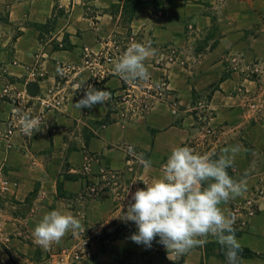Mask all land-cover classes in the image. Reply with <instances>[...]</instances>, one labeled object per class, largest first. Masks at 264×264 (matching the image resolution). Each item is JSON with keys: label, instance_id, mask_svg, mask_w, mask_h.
<instances>
[{"label": "crops", "instance_id": "1", "mask_svg": "<svg viewBox=\"0 0 264 264\" xmlns=\"http://www.w3.org/2000/svg\"><path fill=\"white\" fill-rule=\"evenodd\" d=\"M161 1L0 0V264H227L213 236L177 257L159 236L150 248L133 242L135 223L120 219L178 146L214 159L238 148L227 171L247 189L220 207L236 217L246 251L239 264H264V194L254 218L245 212L264 191V0ZM132 42L156 50L145 61L148 81L129 83L114 71ZM163 83L166 97L137 112ZM89 86L111 98L74 107ZM51 100L63 105L46 108ZM17 108L43 121L8 137ZM130 145L152 161L149 170L130 157ZM54 210L71 212L85 231L54 243L48 261L36 255L47 249L33 231Z\"/></svg>", "mask_w": 264, "mask_h": 264}, {"label": "clouds", "instance_id": "2", "mask_svg": "<svg viewBox=\"0 0 264 264\" xmlns=\"http://www.w3.org/2000/svg\"><path fill=\"white\" fill-rule=\"evenodd\" d=\"M155 54L150 42L147 45L132 42L114 61V71L129 83L148 81L150 72L145 61ZM110 98V91L89 86L84 98L74 107L91 108ZM16 111L21 113L19 108ZM20 123L25 133H31L39 128L40 117L24 112L20 114ZM127 151L145 171L151 168L152 161L145 159L142 153L136 154L133 146ZM237 152V147L225 148L223 154L214 159V153L200 154L187 146L174 148L162 166V176L143 182L145 188H138L132 195L134 203H129L126 212L122 206L120 219L134 222L138 229L130 239L150 248L159 236V243L168 253L179 257L195 247H203L208 242L207 237L213 236L224 250L227 264H239L241 245L233 227L236 217L220 207L247 189L246 179L237 181L227 171ZM205 182H209L207 187H204ZM69 231L85 229L71 212H48L34 228V243L48 249Z\"/></svg>", "mask_w": 264, "mask_h": 264}, {"label": "built area", "instance_id": "3", "mask_svg": "<svg viewBox=\"0 0 264 264\" xmlns=\"http://www.w3.org/2000/svg\"><path fill=\"white\" fill-rule=\"evenodd\" d=\"M113 61L114 60L111 57L107 59L108 63H111ZM167 91H168V86L165 83H163L158 89L157 99L155 100L154 103L153 102H150V103L149 102H139L137 103V107L136 108L134 107V109H136L137 112H140L142 114L149 113L150 111H152V109H154V106L156 103H158L159 101H161L162 99L166 97ZM5 94L9 95V91H5ZM43 104L46 108H49V109L61 107L63 105V103L60 100L44 101ZM201 108L204 110L206 109V107L204 106V103H201ZM178 112H179V105L178 103L175 102L172 104V113L174 115H177ZM39 117H40V124H41L43 121V117L42 116H39ZM19 132H22V133L24 132L22 130V125L20 123V114L18 112H14L13 118L9 121V130L7 132V136L12 137L14 134L19 133ZM206 132L208 134H211V130L209 127L207 128ZM128 147L129 146H127L126 149H128ZM134 152L136 153L135 148H134ZM130 157L133 158L135 156L130 155ZM85 169L86 171H89L90 165H87ZM102 174L104 177H107V175H109L107 170H104ZM110 176L115 177V175L113 174H111ZM10 188H11V183L9 181L6 180L2 182V189L4 191H9ZM263 194H264V191L260 190L258 192V195H255L254 197H250V199L247 200L246 209H245L247 221L251 220L252 218L256 216L257 214L256 196L260 197Z\"/></svg>", "mask_w": 264, "mask_h": 264}, {"label": "rangeland", "instance_id": "4", "mask_svg": "<svg viewBox=\"0 0 264 264\" xmlns=\"http://www.w3.org/2000/svg\"><path fill=\"white\" fill-rule=\"evenodd\" d=\"M159 3H162V1H161V0H158V4H159ZM171 110H172V109H171ZM53 247H54V243L51 245L50 248H48V249L46 250L45 253L39 252V253H36V255L40 254V255L42 256L43 254H45L46 259H47L48 261H54L55 257L57 256V253L53 251V249H52ZM34 254H35V253H34ZM66 256H67V258H68L69 260H72V259L74 258V256H76V255H75L74 252H69V253H66ZM49 264H54V263L52 262V263H49Z\"/></svg>", "mask_w": 264, "mask_h": 264}, {"label": "trees", "instance_id": "5", "mask_svg": "<svg viewBox=\"0 0 264 264\" xmlns=\"http://www.w3.org/2000/svg\"><path fill=\"white\" fill-rule=\"evenodd\" d=\"M244 254H246V251H243V250H241L240 253H239V255H241V256L244 255Z\"/></svg>", "mask_w": 264, "mask_h": 264}]
</instances>
